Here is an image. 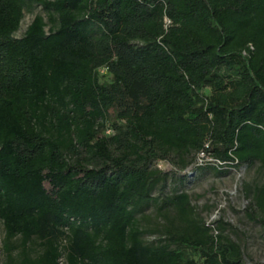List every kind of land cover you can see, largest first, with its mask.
<instances>
[{
    "label": "trees",
    "instance_id": "1",
    "mask_svg": "<svg viewBox=\"0 0 264 264\" xmlns=\"http://www.w3.org/2000/svg\"><path fill=\"white\" fill-rule=\"evenodd\" d=\"M161 161L264 170V0H0L4 264H246Z\"/></svg>",
    "mask_w": 264,
    "mask_h": 264
},
{
    "label": "rangeland",
    "instance_id": "2",
    "mask_svg": "<svg viewBox=\"0 0 264 264\" xmlns=\"http://www.w3.org/2000/svg\"><path fill=\"white\" fill-rule=\"evenodd\" d=\"M38 12L37 10L34 14L25 15L15 37L22 36ZM155 167L169 176L166 194L186 193L195 213L206 225L214 230L219 226L225 228L223 235L240 246L246 264H264V230L249 219L247 211L253 188L264 183V170L258 163L250 166L239 165L222 171L209 167L191 171L189 167L180 172L163 161L157 162ZM154 212V208L148 210L150 222H143L145 227L163 223ZM256 214L260 216L258 212ZM154 237L156 236L147 235L145 239L152 240ZM2 240L3 227L0 222V264H4Z\"/></svg>",
    "mask_w": 264,
    "mask_h": 264
},
{
    "label": "built area",
    "instance_id": "3",
    "mask_svg": "<svg viewBox=\"0 0 264 264\" xmlns=\"http://www.w3.org/2000/svg\"><path fill=\"white\" fill-rule=\"evenodd\" d=\"M197 164H201L202 162H208L212 164H218L219 162L209 156V154H206L204 152H201L198 154L197 157Z\"/></svg>",
    "mask_w": 264,
    "mask_h": 264
}]
</instances>
